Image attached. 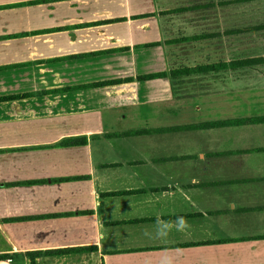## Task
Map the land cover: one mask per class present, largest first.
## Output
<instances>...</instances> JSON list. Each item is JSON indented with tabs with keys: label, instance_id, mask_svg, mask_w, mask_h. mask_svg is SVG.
I'll return each instance as SVG.
<instances>
[{
	"label": "crops",
	"instance_id": "1",
	"mask_svg": "<svg viewBox=\"0 0 264 264\" xmlns=\"http://www.w3.org/2000/svg\"><path fill=\"white\" fill-rule=\"evenodd\" d=\"M263 57L264 0H0V230L30 239L13 252L264 264V121L243 122L264 117V63L230 66Z\"/></svg>",
	"mask_w": 264,
	"mask_h": 264
},
{
	"label": "trees",
	"instance_id": "2",
	"mask_svg": "<svg viewBox=\"0 0 264 264\" xmlns=\"http://www.w3.org/2000/svg\"><path fill=\"white\" fill-rule=\"evenodd\" d=\"M264 63V57L263 58H254V59H244L241 61H237V62H231L230 66H234V65H239V66H253V65H257V64H261ZM219 65H213L211 67H195V68H190V69H182V70H177V71H171L172 74H178V75H185V74H192V73H196V72H200V71H205V70H214L218 67ZM162 76H166V73H158V74H153V75H149L147 77H162ZM112 82V81H111ZM108 82V83H111ZM105 82L102 83H98V84H104ZM98 84H94V85H98ZM254 121H264V117L263 118H258V119H251V120H246L243 122H254ZM238 123H242V121L239 120H235V121H230V122H215V123H210V124H204V125H199L198 127H217V126H221V125H225V124H230V125H236ZM197 127V126H196ZM179 128V127H178ZM176 128V129H178ZM184 128V127H182ZM174 129V128H171ZM80 140H76V139H72L69 140L68 142H61L59 145H63L64 143H77ZM85 140H82L81 142H84ZM23 184H30L29 181L23 182ZM28 218V217H27ZM26 217H20V218H16L15 220H26ZM9 221V219H5V222ZM10 220H14V219H10ZM80 250H88L87 248H74L72 249V251H80ZM59 252H61L59 250ZM40 254V252H31L28 251L25 253L26 257L28 258V260L30 261V264H34V259L35 257H38V255ZM8 255L6 254H1L0 255V259H7Z\"/></svg>",
	"mask_w": 264,
	"mask_h": 264
},
{
	"label": "rangeland",
	"instance_id": "3",
	"mask_svg": "<svg viewBox=\"0 0 264 264\" xmlns=\"http://www.w3.org/2000/svg\"><path fill=\"white\" fill-rule=\"evenodd\" d=\"M6 222L9 221L6 220ZM19 227L21 229L13 228L12 230V228H6L5 230H0V235L2 236V237L0 236V252H4V253H0V255L1 254L8 255L7 259L11 260L12 264H23L26 260L28 261V258L26 257L24 252L23 253L19 252V250L13 252L12 249L13 244H15L13 238H15L16 241H18V244H28L30 240L28 231L24 229L25 226L19 225Z\"/></svg>",
	"mask_w": 264,
	"mask_h": 264
},
{
	"label": "built area",
	"instance_id": "4",
	"mask_svg": "<svg viewBox=\"0 0 264 264\" xmlns=\"http://www.w3.org/2000/svg\"><path fill=\"white\" fill-rule=\"evenodd\" d=\"M0 264H12V262L9 259H0ZM23 264H30V261L26 260Z\"/></svg>",
	"mask_w": 264,
	"mask_h": 264
},
{
	"label": "clouds",
	"instance_id": "5",
	"mask_svg": "<svg viewBox=\"0 0 264 264\" xmlns=\"http://www.w3.org/2000/svg\"><path fill=\"white\" fill-rule=\"evenodd\" d=\"M187 225H186V221L183 219V218H180L179 220H178V227L179 228H181V229H183L184 227H186Z\"/></svg>",
	"mask_w": 264,
	"mask_h": 264
}]
</instances>
